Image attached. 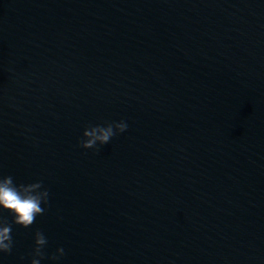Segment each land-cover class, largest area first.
I'll use <instances>...</instances> for the list:
<instances>
[{"label": "water", "instance_id": "obj_1", "mask_svg": "<svg viewBox=\"0 0 264 264\" xmlns=\"http://www.w3.org/2000/svg\"><path fill=\"white\" fill-rule=\"evenodd\" d=\"M0 174L50 193L3 264L36 230L41 264H264V0H0Z\"/></svg>", "mask_w": 264, "mask_h": 264}, {"label": "clouds", "instance_id": "obj_2", "mask_svg": "<svg viewBox=\"0 0 264 264\" xmlns=\"http://www.w3.org/2000/svg\"><path fill=\"white\" fill-rule=\"evenodd\" d=\"M128 124L125 120L98 123L86 126L81 134L80 146L94 148L104 145L116 134L125 131ZM49 190L42 180L19 183L11 174H0V212H7L11 221L0 216V264H3V254L12 250L14 239L13 225L29 227L35 218L46 211L49 201ZM47 243L45 234L36 230L33 238L30 264H41L45 255L44 248ZM65 249L59 246L49 256L52 261H58L64 255ZM21 261L23 257L20 258Z\"/></svg>", "mask_w": 264, "mask_h": 264}]
</instances>
